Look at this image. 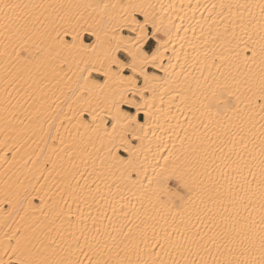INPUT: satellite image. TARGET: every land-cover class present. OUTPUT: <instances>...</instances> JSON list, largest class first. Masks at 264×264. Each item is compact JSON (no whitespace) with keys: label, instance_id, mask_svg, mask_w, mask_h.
<instances>
[{"label":"bare ground","instance_id":"6f19581e","mask_svg":"<svg viewBox=\"0 0 264 264\" xmlns=\"http://www.w3.org/2000/svg\"><path fill=\"white\" fill-rule=\"evenodd\" d=\"M13 2L41 7L28 10V27L20 33L6 32L0 21V264L44 258L83 264L95 259H108L110 264L116 260L152 264L154 259L156 264L160 260L184 264L187 258L212 264L213 256L258 261L259 187L254 186L255 194L246 185L242 189L233 161L242 166L241 157L255 156L260 179L264 0ZM219 16L222 21L216 19ZM215 20L223 22L222 27L217 28ZM149 27L156 44L152 51H144L158 54V60L147 66L154 70H147L149 76L156 79L150 80L143 98L120 77L108 78L107 85L99 87L104 85L103 70L82 71L89 56L100 67L107 41L135 51L141 30L145 43ZM73 43L77 47L70 52L65 44ZM119 52L128 57L121 47L118 59L123 60ZM121 71L124 77L132 76L130 68ZM136 86L144 89L139 73ZM121 92L133 102L121 104L122 112H128L123 106L132 108L133 115L137 104L142 108L132 139L143 140L129 145L135 171L128 172L109 156V149L114 155L129 153L123 148L117 153L104 131L106 127L112 133L113 101L120 100ZM225 97L230 105H238V111L217 117L215 104ZM128 127L121 118L117 133ZM164 157H169L167 163ZM247 171L243 169L244 174ZM172 172L202 188L204 202L193 197L184 208L180 200L175 201L177 207L158 200L155 179L149 186L146 177ZM168 184L184 199L191 195L175 178ZM215 189L220 197L209 200ZM234 224L250 225L251 230L238 235ZM154 231L164 245L157 249L158 259L152 249ZM218 233L228 235L221 238ZM244 235L254 240V248L247 242L241 246ZM214 236L215 246L210 239ZM76 238L85 252L90 244L98 254L84 255Z\"/></svg>","mask_w":264,"mask_h":264},{"label":"snow or ice","instance_id":"6c2138e0","mask_svg":"<svg viewBox=\"0 0 264 264\" xmlns=\"http://www.w3.org/2000/svg\"><path fill=\"white\" fill-rule=\"evenodd\" d=\"M41 7L40 5H22L20 3L13 2V0H0V21H2V27L6 32H14V33H20L21 31L27 29L28 27V17L30 15L29 9H35ZM63 7V6H61ZM105 7H107L105 5ZM262 12H264V6H262ZM53 31H56V29H53ZM64 32H67L68 29H63ZM60 38V32L57 31L56 39ZM78 38V37H77ZM99 41V37L97 38ZM106 48L104 52V60L100 62V67L97 68L95 63H93L92 57L89 56V58L85 61L88 65L85 69L82 71H88L89 67L95 71H102L103 70V79H104V85H97L99 87H104L108 83V78L111 77H120L122 81H127L129 85V90H134L140 92L141 98L144 96L145 90L148 89V85L150 80L156 79L154 76H149V73L147 71V66L149 64L155 65L158 60V54H153L151 56L148 55L147 52L144 51V35L143 31L141 30V34L139 35L137 39V43L134 45L135 51L128 48L127 44H120L116 43L114 46L112 44V41H107ZM65 47L71 52L72 49H76V44L73 43L72 45L65 44ZM82 48L86 49L87 46H81ZM123 47L128 52V57L125 58V60H120L116 57V52ZM96 45L92 46V52H96ZM59 55V53H58ZM239 53H237V56ZM257 55L256 51H252V58H255ZM261 55L264 56V44L261 45ZM130 58V62H126ZM105 65H107V69H105ZM115 68V71H112V69ZM123 68H130L132 72V76L124 77L122 75L121 69ZM137 73L139 75L143 76L144 78V89L141 90L136 86V76ZM87 79V78H85ZM261 90H260V97L259 99L264 100V75L261 77ZM221 96H223V93H220ZM215 96L216 93H213ZM231 96V93L228 94V97ZM133 103L131 100H128L123 93H120V100L119 101H113V107L116 109V115L113 116V120L116 121V123H113L112 126V133L107 132V128H104L105 133L110 137V143L112 144V147L116 149L117 153L119 152L120 148H123L126 153H129L127 157L120 156V155H114L112 148L109 149V156H112L113 159H115L119 164L125 165V172H128L129 169L135 171V164H134V149L130 148V144H134L133 141L140 140L142 142L143 138L140 136H136L135 139H132L133 133L136 131V125H137V118L139 116V113L142 111V108L139 104L135 106V112L136 115H133L131 111L128 112H122L120 105L121 104H131ZM209 110L213 107L212 104L208 105ZM216 108V116L219 117L222 113H226L227 111H238V105L232 106L230 105L229 99L225 97L224 99L218 101L215 104ZM261 111L264 112V105H261ZM145 116H149L150 114L145 112ZM123 118L125 121L128 122L129 127L121 130L119 133H117V128L119 126V120ZM142 119V117H140ZM95 119V117H94ZM264 119V117H262ZM205 128L208 127L207 124L204 125ZM141 130H143V125L139 126ZM262 128H264V124H262ZM113 133H116L113 135ZM262 136H264V132H262ZM241 141L243 142V137H241ZM245 148H247V144L245 143L243 145ZM233 150H235V145H233ZM253 151H255V146H253ZM239 155V153H237ZM169 157H164L165 162L167 163ZM243 160V165L241 166L237 161H233V164H237V168L235 169L238 173V183H240V187L243 189L245 185L248 187V189L253 190V194H255L254 186L258 185L259 192H260V234H259V243H260V249H261V256L258 261L256 260H248V259H240V258H230V257H224V258H217L216 256H213L212 258V264H264V139L261 140L260 147H259V176L260 179L257 180V172L254 170V162L256 160V157L253 156L251 160L244 159L243 157L240 158ZM247 168V174L243 173V169ZM146 173V169H145ZM130 175V174H129ZM251 177V179H249ZM148 179V184L151 186L153 184V180L155 179V182L157 184V190L155 191V195L157 196V199L165 202V206L167 204H171L172 207H177L175 201L180 200V207L186 208L189 203L193 201V197H197L201 199V202L203 203V196H204V190L200 188L199 186L195 184H190L187 180H185V177L183 174H180L178 172H172L168 173L167 175L160 176V177H146ZM171 178H175L181 186L184 188H187L191 191V195L187 197V199H184L182 194L179 191H176L175 189H172L169 187L168 181ZM219 189H215V197L209 196V200L215 201L217 198L220 197ZM235 195V193H233ZM249 203L251 204V199L249 200ZM225 212L228 211L227 208L224 209ZM251 215V213H249ZM230 217H225V220L229 219ZM95 225V221L93 222ZM250 225H243L240 227H236V225H233V231H235L238 235L242 233H246L247 231H250ZM97 232H99V229H96ZM131 231V229L129 230ZM218 236L221 238L227 237V233H218ZM153 238L156 239V233L153 232ZM203 239V237H201ZM212 240L213 245L216 244V237H210ZM85 240L87 241V237H85ZM146 242V241H145ZM251 245L253 248L255 247L254 240L248 236L244 235V238L240 240L241 246H244L245 243ZM228 243H233V241H228ZM76 247L79 251L83 252L84 255H89L92 253L93 255H97L98 253L95 252L93 247L89 244L87 245L88 251L85 252L84 248L80 246L79 238H76ZM164 245L160 243L159 239H156V243L152 245V249L154 252L155 257L158 259L160 257V251L157 249H163ZM220 249L217 247V252H219ZM197 255H199V252H197ZM243 255V253H241ZM27 264H83V261L79 260H65V259H49L44 258L40 260H30L27 262ZM92 264H110V261L108 259H95ZM111 264H131L130 260H116L111 261ZM139 264V262H138ZM143 264H148L147 261H144ZM152 264H156V260L154 259L152 261ZM159 264H165L163 260L159 261ZM173 264H180L179 261H173ZM184 264H198L197 260L195 259H187L185 258ZM199 264H208L206 260L201 259L199 261Z\"/></svg>","mask_w":264,"mask_h":264},{"label":"crops","instance_id":"0c3cea01","mask_svg":"<svg viewBox=\"0 0 264 264\" xmlns=\"http://www.w3.org/2000/svg\"><path fill=\"white\" fill-rule=\"evenodd\" d=\"M147 33H148V38H147V40H146L145 43H144V50L147 51V52H150V51H152L153 48L155 47L156 42L154 41V39H153L152 37H150V34L152 33V29H151L150 27L147 29ZM84 40H85L86 42H90V41H91V40H90V36L85 35V36H84ZM118 56H119L121 59H123V60L126 58V56H125L123 53H121V52L118 53ZM147 70H148V71H154V70H153L152 68H150V67H148ZM93 75H94V74H93ZM94 76H99V75H94ZM125 109L128 110V111H133V109H132V108H129V107H127V108H125ZM141 116H142V115H139L138 118L140 119Z\"/></svg>","mask_w":264,"mask_h":264},{"label":"rangeland","instance_id":"374dc122","mask_svg":"<svg viewBox=\"0 0 264 264\" xmlns=\"http://www.w3.org/2000/svg\"><path fill=\"white\" fill-rule=\"evenodd\" d=\"M221 17H222V16H221ZM221 17L219 16V17L216 18V19H218L219 21H222V20H221ZM219 21H217V22H218V23H217L216 20H215V23H217V24H216L217 28H218V27H222L221 25L223 24V22H222V24H220L221 22L219 23ZM218 24H219V26H218ZM90 40H91V37H90ZM124 60H125V59H124ZM127 61H128V60H127ZM127 72H128V71H127ZM92 76H93V77H96V78H98V79H102L100 76H94V75H92ZM138 82L141 83V79H140V78L138 79ZM135 97H136V96H135ZM127 107H128V106H123L124 109L127 108ZM141 117H142V116H141ZM140 119H141V118H140ZM106 124H107V125L110 124V120L106 119ZM177 124H178V123H175V124H173V126H175V125H177ZM201 124H206V122H205V121H204V122L201 121Z\"/></svg>","mask_w":264,"mask_h":264}]
</instances>
